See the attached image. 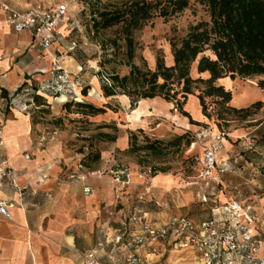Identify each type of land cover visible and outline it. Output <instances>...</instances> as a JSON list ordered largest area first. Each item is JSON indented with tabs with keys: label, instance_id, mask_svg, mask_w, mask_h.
<instances>
[{
	"label": "crops",
	"instance_id": "0c3cea01",
	"mask_svg": "<svg viewBox=\"0 0 264 264\" xmlns=\"http://www.w3.org/2000/svg\"><path fill=\"white\" fill-rule=\"evenodd\" d=\"M57 3H49L48 0H0V158L6 159L14 169L18 185V189L0 192V197L13 204L9 208V219L0 216V264H84L83 255L87 251H94L102 264H120L128 253L124 247L111 243L114 230L125 228V240L140 236L141 224L131 221L137 210L147 213L146 223L160 226L166 222L170 208L183 209L196 207L198 203H211L205 219L186 215L201 225L211 220L226 219L223 209L231 199L251 207L257 215L258 233L254 240L261 252L264 249V169H261L264 168V144L253 149L255 158L251 156L248 162L246 154L233 156L237 150L242 151L241 142L236 148L225 138L223 148L216 154L218 168L215 176L210 181L202 179L178 189V180L172 174L165 172L148 176L131 164L127 166L131 172V183L124 188L114 183L112 172L122 167L117 164L115 153L129 148V137L124 129L116 135L115 141L102 143L103 148L99 150L101 160L89 167L84 166V180L71 178L70 174L80 172L77 165L86 153L76 152L55 138L43 145L34 142L32 117L18 106L24 98L23 93L33 95L35 89V94L46 103L35 107H50L52 112L49 116L55 118L65 111L64 103L60 98L53 99L48 93L39 91V88L51 83L50 71L54 61H59L61 67L71 74L69 78L82 70V63L72 53L66 57L59 56L55 50L56 40L48 53L42 51L30 33H17L6 23L4 7L27 12L36 6L46 8ZM65 26L58 30L62 38L67 35ZM172 64L173 58L167 66ZM84 72L81 77L87 85L102 91L101 81ZM192 73L194 78L209 77L207 72L197 73L196 63L191 67V76ZM258 81H264V75L251 80L226 77L219 79L217 84L231 92L229 106L240 109L255 102L264 103V89L258 87ZM115 97L118 96L105 98ZM189 97H192L196 113L201 117L198 99L194 95ZM142 101L149 102L143 108L160 110L162 117L179 122L182 134L199 132L200 126L191 125L188 120H180L168 112L173 104L161 98ZM262 126L264 123L256 124L253 130L252 127L248 129L256 131L254 137L259 139L264 135ZM209 130L213 134L219 132L217 128L210 127ZM246 130H234L228 138L237 142L247 134ZM209 141L206 136L200 142H194L187 151L201 149V159ZM223 174L235 176L234 182L228 183L235 190V196L229 200L224 198V201L220 199L223 198L220 187L227 184V180L221 179ZM86 188L90 192H86ZM135 254L144 264H202L192 246L176 248L171 243L155 244L137 247Z\"/></svg>",
	"mask_w": 264,
	"mask_h": 264
},
{
	"label": "rangeland",
	"instance_id": "374dc122",
	"mask_svg": "<svg viewBox=\"0 0 264 264\" xmlns=\"http://www.w3.org/2000/svg\"><path fill=\"white\" fill-rule=\"evenodd\" d=\"M128 1L130 0H48L49 3H65L70 14V20L64 27L67 35L63 38L59 37L56 39V53L64 57L72 53L74 54V58L80 60L82 63V70L73 74L70 78L72 83L75 81L80 83L74 89L77 95V101L71 100L92 104L95 107H103L105 108V113L98 116H82L80 114L63 111L53 118L49 116V113L52 112L50 107L42 106L36 108L34 103H32V95L30 92L28 94L24 92V98L18 106L23 111L29 112L32 117L34 126L33 139L36 144L43 145L52 138H55L76 152L83 150L85 153H88L92 150L100 153L99 150L103 148L102 143L104 141L98 138L97 134L99 133L119 135L122 129H124L127 131L128 137L131 134L135 135L136 143L139 145L143 144L144 136L149 137L151 140L168 141L177 135H182V126L179 122L167 120L157 115L152 108H143V105L149 102L140 100L132 109L130 108V99L128 97L123 96V94H118L117 98L108 100L104 97L102 91L95 89L94 86L87 85V82L81 77L85 71L84 73L89 72L90 75L96 77L99 81L107 83L106 79H108L110 74L117 73L120 76L128 74V48L125 42L122 39L118 40L120 44L119 49H114L110 42L115 35L117 27L98 31L93 28V21L97 18V13L103 10L121 8ZM200 20H208V15L205 9L198 5H193L191 9H187L181 14L166 20L160 17L154 18L145 27L134 33V57L131 63L143 68L141 60L143 59L146 62L147 69L152 71L155 69L157 57H161L163 58L164 64L166 66L169 65L170 59H172L170 42L178 43L184 37L188 28ZM192 74V77H195L194 73ZM68 75L71 74L68 73ZM50 92L48 95L54 99L56 95L51 90ZM206 106V114L208 116L203 115L201 108H199L201 117H198L195 102L192 97H188L184 110L190 114L195 123L199 124V131L209 129L210 127L217 128L219 132L225 133L226 140L234 146H238V143L241 142L240 149L242 151L239 152L240 150H237L233 153V156L236 157L246 154V160L248 162L251 161V156L254 159L255 152L253 149L258 144H264V135L257 139L254 137L256 131L252 130L256 124L264 123V106L253 112L246 120H240L227 113H223L224 119L217 120L218 107L210 99L206 100ZM139 109L144 112L139 114L137 116L138 118L135 119L136 112ZM70 110L76 111V108L72 107ZM168 112L172 115H177L180 120H188L174 108V105ZM197 119L200 122H197ZM158 124H160L159 127ZM240 129H247L245 131L247 134L242 136L237 142L232 140V138H228V134ZM262 133H264V130H262ZM193 136L192 134L190 138L194 143L196 141H194ZM191 145L189 147H182L179 150L169 148L166 152L167 154L161 157L142 152L131 154L126 150L120 153L116 152L115 158L119 166L135 165L139 172L152 169V174H159L161 173L160 170L165 169L167 173L177 178L179 183L178 189H182L188 183L203 179L200 176L201 167L199 158L201 157V149L197 148L188 152L187 150ZM101 156L102 153H100L99 160H101ZM221 179L227 180V184L225 183L227 186L223 185L220 187L223 196L220 199L223 201L224 198L229 200L235 196V190L228 183L229 181L233 183L235 176L231 175V177H227L226 174H223ZM209 205L211 203H198L196 207L191 206L183 209L170 208L167 214L169 216L184 214L189 217L195 215L198 219H202L203 217L205 219L210 212Z\"/></svg>",
	"mask_w": 264,
	"mask_h": 264
},
{
	"label": "trees",
	"instance_id": "16d2710c",
	"mask_svg": "<svg viewBox=\"0 0 264 264\" xmlns=\"http://www.w3.org/2000/svg\"><path fill=\"white\" fill-rule=\"evenodd\" d=\"M193 5L203 7L208 20H200L191 25L178 43L170 42L173 58L171 66H166L161 57H157L155 69L152 71L147 69L143 59V68L131 63L134 57L133 36L136 31L156 17L166 20L191 9ZM113 27H117V30L110 42L114 49L120 48L118 40L125 42L128 48L129 72L123 76L110 74L108 83L101 81L104 97L123 94L130 99L132 109L140 100L161 98L173 103L174 108L187 118L191 125L199 124L184 110L190 95L196 96L201 112L206 117V100L210 99L218 107L217 120L224 119L223 113L246 120L264 106L262 102H255L246 108H233L229 106L231 92L217 84L219 79L226 77L235 80L264 75V0H130L121 8L97 13V18L93 21L95 30ZM194 63L199 75L207 72L209 77H192L191 67ZM257 85L264 89V81H258ZM35 92L34 89L32 103L35 106L46 105L45 100ZM2 94L5 95V92L2 91ZM72 107H75L76 111H71ZM63 109L82 116H98L105 113L103 107L72 100L64 103ZM191 135L187 131L168 141L151 140L144 136L143 144L139 145L135 135L131 134L127 151L131 154L142 152L161 157L167 154L169 148L179 150L189 147L193 143ZM97 136L101 141L116 140L115 134L99 133ZM79 152L85 153L83 150ZM99 159L100 153L91 150L83 157L81 164L89 167ZM160 172L165 173L166 170Z\"/></svg>",
	"mask_w": 264,
	"mask_h": 264
},
{
	"label": "built area",
	"instance_id": "2783aa9c",
	"mask_svg": "<svg viewBox=\"0 0 264 264\" xmlns=\"http://www.w3.org/2000/svg\"><path fill=\"white\" fill-rule=\"evenodd\" d=\"M4 10L6 23L17 33H30L35 44L46 53L49 52L52 43L60 37L59 28L67 25L70 20L69 10L63 2L46 8L36 6L27 12L11 10L8 7H4ZM50 75L51 83L40 87L39 91L51 93V90L56 95L54 99L60 98L63 103L68 101V97L77 101L74 89L80 83L70 81L67 71L61 67L59 61L53 62ZM106 81L108 83L107 79ZM27 84L30 85V82L27 81ZM206 136L210 141L200 159V176L210 181L218 168L216 154L223 148L225 133L213 134L209 129H203L195 133L193 138L194 141L200 142ZM25 157L28 159L29 155L26 154ZM77 168L80 172L71 173L70 177L84 180L85 168L81 162ZM144 173L152 175L150 169ZM112 175L114 183L122 188L131 183V172L127 166L118 168ZM16 179L14 169L6 159L0 158V192L18 189ZM85 190L90 192L89 188ZM11 206L12 202L0 197V216L9 219ZM223 210L227 215L224 220H211L197 225L186 215L175 214L169 216L160 226L146 223L147 213L137 210L131 221L141 224L140 236L125 240L126 229H115L111 243L127 250V258L120 264H144L135 254V249L163 243H171L176 248L192 246L202 264H264V249L260 252L259 245L254 240L258 233V217L251 207L243 205L237 199H231ZM83 258L84 264H102L94 251H87Z\"/></svg>",
	"mask_w": 264,
	"mask_h": 264
},
{
	"label": "bare ground",
	"instance_id": "6f19581e",
	"mask_svg": "<svg viewBox=\"0 0 264 264\" xmlns=\"http://www.w3.org/2000/svg\"><path fill=\"white\" fill-rule=\"evenodd\" d=\"M144 111H141L140 109L136 112V117H135V119H137L138 117L137 116H139V114H142ZM155 112H156V114L157 115H160V116H162L161 114L163 113L162 111H160V110H155ZM167 115V114H166ZM165 115V116H166ZM139 120V119H138Z\"/></svg>",
	"mask_w": 264,
	"mask_h": 264
}]
</instances>
